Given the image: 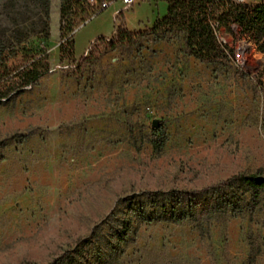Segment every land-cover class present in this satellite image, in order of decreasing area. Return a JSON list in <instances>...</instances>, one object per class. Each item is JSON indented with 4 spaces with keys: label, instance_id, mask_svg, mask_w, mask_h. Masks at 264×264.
<instances>
[{
    "label": "rangeland",
    "instance_id": "374dc122",
    "mask_svg": "<svg viewBox=\"0 0 264 264\" xmlns=\"http://www.w3.org/2000/svg\"><path fill=\"white\" fill-rule=\"evenodd\" d=\"M59 5L50 0V72L0 106V264H47L84 238L75 264H264V192L256 207L237 191L235 209L179 222L147 198L264 175V55L237 30L242 66L188 56L183 34L144 35L95 47L75 78L95 40L118 25L143 31L167 6L113 0L74 30L75 63H61Z\"/></svg>",
    "mask_w": 264,
    "mask_h": 264
},
{
    "label": "trees",
    "instance_id": "16d2710c",
    "mask_svg": "<svg viewBox=\"0 0 264 264\" xmlns=\"http://www.w3.org/2000/svg\"><path fill=\"white\" fill-rule=\"evenodd\" d=\"M59 34L63 40L59 48V61L74 60V30L102 10L90 6L88 0H59ZM100 4L102 0H97ZM167 6L166 14L157 18L143 31H129L122 25L115 27L110 38L99 37L87 56L77 61L71 76L81 77L86 63L97 60L101 46L112 51L120 46H133L137 37L183 34L187 55L206 64L233 62V50L219 44L213 26L217 24L232 36L251 41L264 55V2L237 4L231 0H160ZM50 38V0H0V106L16 100L27 88L35 85L50 72L48 40ZM94 47V48H93ZM97 49V48H96ZM264 75V61L262 73ZM231 190V194L226 191ZM241 194L249 193L252 207L259 203L264 192V175L240 173L201 190H169L149 192L151 204L171 221L185 220L190 214L208 215L219 205L236 208ZM222 195L224 203L219 202ZM212 195V197H208ZM88 245V239L79 240L75 247L61 253L47 264H75ZM255 256L251 255L250 263Z\"/></svg>",
    "mask_w": 264,
    "mask_h": 264
},
{
    "label": "built area",
    "instance_id": "2783aa9c",
    "mask_svg": "<svg viewBox=\"0 0 264 264\" xmlns=\"http://www.w3.org/2000/svg\"><path fill=\"white\" fill-rule=\"evenodd\" d=\"M112 1L113 0H102V2L99 4L97 0H88V4L90 6L96 7L97 10H102V9H106ZM120 1L125 8H129L136 3H139L141 1H146V0H120ZM231 1L237 4L245 3V0H231ZM213 31H214L215 37L217 41L219 42V44L231 48L230 40L232 39V36L230 34L226 33L225 30L219 27L217 24L213 26ZM247 44L250 46L249 43ZM242 55L243 53L241 51L233 50V62L237 65L242 66L243 65V61L241 60Z\"/></svg>",
    "mask_w": 264,
    "mask_h": 264
},
{
    "label": "crops",
    "instance_id": "0c3cea01",
    "mask_svg": "<svg viewBox=\"0 0 264 264\" xmlns=\"http://www.w3.org/2000/svg\"><path fill=\"white\" fill-rule=\"evenodd\" d=\"M260 2H264V0H245V3L247 4H257ZM117 12L114 13V15H116Z\"/></svg>",
    "mask_w": 264,
    "mask_h": 264
},
{
    "label": "water",
    "instance_id": "95a60500",
    "mask_svg": "<svg viewBox=\"0 0 264 264\" xmlns=\"http://www.w3.org/2000/svg\"><path fill=\"white\" fill-rule=\"evenodd\" d=\"M152 126H153V127H156V124H155V123H153V124H152Z\"/></svg>",
    "mask_w": 264,
    "mask_h": 264
}]
</instances>
